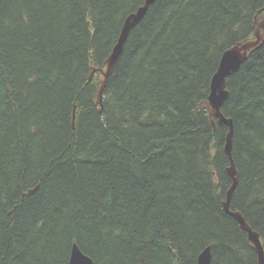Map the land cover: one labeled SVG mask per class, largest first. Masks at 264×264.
I'll return each instance as SVG.
<instances>
[{
    "label": "trees",
    "instance_id": "trees-1",
    "mask_svg": "<svg viewBox=\"0 0 264 264\" xmlns=\"http://www.w3.org/2000/svg\"><path fill=\"white\" fill-rule=\"evenodd\" d=\"M144 1L0 0V264H69L74 244L93 264H198L206 248L211 264H257L223 208L228 127L208 98L264 0H157L101 106L106 63ZM227 91L230 208L264 248V42Z\"/></svg>",
    "mask_w": 264,
    "mask_h": 264
},
{
    "label": "water",
    "instance_id": "water-1",
    "mask_svg": "<svg viewBox=\"0 0 264 264\" xmlns=\"http://www.w3.org/2000/svg\"><path fill=\"white\" fill-rule=\"evenodd\" d=\"M157 0H145L143 5L140 6L134 13H131L125 20L123 28L121 30L119 39L106 63L104 71V80L99 91L98 102L102 106L104 89L107 85L108 79L118 64L120 57L123 53L125 44L132 30H134L144 19L150 7ZM254 34L255 39L248 40L244 43H238L237 45L226 50L220 60L218 69L213 75L210 83V94L208 98L210 114L214 117L218 124L221 126L228 127V133L226 136L225 152L230 159V167L228 168V174L231 178V186L226 194V201L223 204L225 213L234 218L242 231L247 233L249 242L253 245L257 257V264H264V248L260 239V235L253 231L248 225L246 219L240 212L232 211L230 209L232 197L238 186V171L232 157L233 150V133L234 125L232 119L226 118L222 113V107L229 97L227 91V79L237 73L241 65L247 60L249 54L253 49H256L264 42V19L261 23L255 20ZM92 79V78H91ZM91 81V80H90ZM74 125V120H73ZM212 125L216 130V123L213 120ZM34 190H31L32 193ZM69 264H93V260L85 255L79 247L74 244L71 251V257ZM198 264H211V252L210 248H206L199 256Z\"/></svg>",
    "mask_w": 264,
    "mask_h": 264
},
{
    "label": "bare ground",
    "instance_id": "bare-ground-1",
    "mask_svg": "<svg viewBox=\"0 0 264 264\" xmlns=\"http://www.w3.org/2000/svg\"><path fill=\"white\" fill-rule=\"evenodd\" d=\"M142 6V5H141ZM135 12V11H134ZM133 13V12H132ZM259 22V21H258ZM255 28V27H254ZM90 80H91V78H90ZM230 167V166H229ZM231 209V208H230ZM234 211V210H233ZM239 212V211H238ZM248 237V236H247ZM263 245V244H262ZM258 258V257H257Z\"/></svg>",
    "mask_w": 264,
    "mask_h": 264
}]
</instances>
